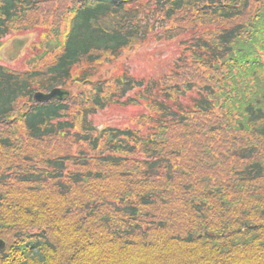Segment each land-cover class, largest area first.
<instances>
[{"label": "trees", "instance_id": "obj_1", "mask_svg": "<svg viewBox=\"0 0 264 264\" xmlns=\"http://www.w3.org/2000/svg\"><path fill=\"white\" fill-rule=\"evenodd\" d=\"M173 41L162 76L111 73ZM112 107L132 125L98 129ZM0 240V264H264V0H0Z\"/></svg>", "mask_w": 264, "mask_h": 264}, {"label": "rangeland", "instance_id": "obj_2", "mask_svg": "<svg viewBox=\"0 0 264 264\" xmlns=\"http://www.w3.org/2000/svg\"><path fill=\"white\" fill-rule=\"evenodd\" d=\"M24 38H28V42L30 44L16 61L11 62L8 55L13 53V42L16 41V39ZM36 41L37 33L9 37L3 48V64L13 70L25 71V58L27 57L32 44ZM178 53L179 48L177 41L152 42L148 45L122 52L121 59L115 63L113 60H110V63L112 64L111 73L124 67L127 71L134 74V76L137 75L139 77L158 78L170 68V64H172ZM101 71L102 73H106L105 69H102ZM68 91L72 94V92H75L76 89L70 88ZM118 109L120 108L112 107L104 112L101 111L96 113L92 117L95 123L94 125H97L100 128H103L104 126L126 127L132 125V122L134 121V110L129 109V111H121Z\"/></svg>", "mask_w": 264, "mask_h": 264}, {"label": "water", "instance_id": "obj_3", "mask_svg": "<svg viewBox=\"0 0 264 264\" xmlns=\"http://www.w3.org/2000/svg\"><path fill=\"white\" fill-rule=\"evenodd\" d=\"M28 39H23V40H16L14 42V49L15 53L18 55L21 53V51L24 49L26 46ZM69 96V92L66 90L62 89H56L52 91L50 94H42L38 93L35 95L34 99L37 102H43V101H51V100H58L62 101L64 98ZM5 248V243L3 241H0V250H3Z\"/></svg>", "mask_w": 264, "mask_h": 264}]
</instances>
